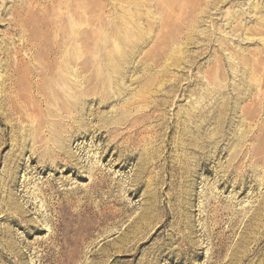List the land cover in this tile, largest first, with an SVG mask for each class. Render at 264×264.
Wrapping results in <instances>:
<instances>
[{
	"label": "rangeland",
	"instance_id": "374dc122",
	"mask_svg": "<svg viewBox=\"0 0 264 264\" xmlns=\"http://www.w3.org/2000/svg\"><path fill=\"white\" fill-rule=\"evenodd\" d=\"M0 264H264V0H0Z\"/></svg>",
	"mask_w": 264,
	"mask_h": 264
}]
</instances>
